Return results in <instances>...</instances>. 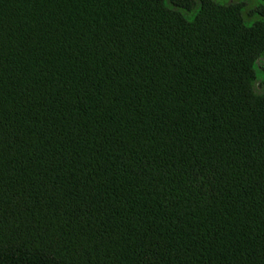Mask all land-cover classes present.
<instances>
[{"label": "trees", "instance_id": "obj_1", "mask_svg": "<svg viewBox=\"0 0 264 264\" xmlns=\"http://www.w3.org/2000/svg\"><path fill=\"white\" fill-rule=\"evenodd\" d=\"M0 264H264V0H0Z\"/></svg>", "mask_w": 264, "mask_h": 264}]
</instances>
